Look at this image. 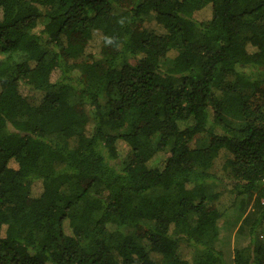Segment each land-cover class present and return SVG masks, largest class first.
<instances>
[{"label": "trees", "instance_id": "obj_1", "mask_svg": "<svg viewBox=\"0 0 264 264\" xmlns=\"http://www.w3.org/2000/svg\"><path fill=\"white\" fill-rule=\"evenodd\" d=\"M263 226L264 0H0V264H264Z\"/></svg>", "mask_w": 264, "mask_h": 264}, {"label": "rangeland", "instance_id": "obj_2", "mask_svg": "<svg viewBox=\"0 0 264 264\" xmlns=\"http://www.w3.org/2000/svg\"><path fill=\"white\" fill-rule=\"evenodd\" d=\"M101 46V39L96 35L94 39L90 42L89 47L87 48V52L84 55L83 60H87L88 56L91 54L98 53ZM20 94L31 104L36 105L38 104L42 97L44 96V92L36 91L34 89H31L27 87L26 85L22 84L19 87ZM128 129V126L121 130L120 132H125ZM191 147L194 146V142L190 144ZM120 148V157H124L127 153L128 148L127 147H119ZM228 157V154L225 151L220 152L219 156L216 158V160L213 163V166L211 168L210 175L211 179L207 181L208 187L210 189H213L214 191H217L219 193H222L223 195H226V187L228 185H231L232 181L229 178L226 171L223 169L224 160ZM163 157L160 155L156 158V160L153 161V164H159L161 163ZM40 187L37 183L35 187V193H39ZM234 201L232 198H225L224 202L222 203L220 208H229L228 212L226 213V216L223 219L222 222V234L226 233H232L230 242L225 247L226 257L227 261H231L233 257L234 249L236 248H246L247 242L245 240V233H242V230L238 232L239 227L241 225V220L239 221V201L235 205H233ZM250 206L247 208L249 209ZM242 233V234H241ZM264 233V226L259 229L258 234ZM193 254L192 249H186L182 252V257H185L187 259H191Z\"/></svg>", "mask_w": 264, "mask_h": 264}]
</instances>
